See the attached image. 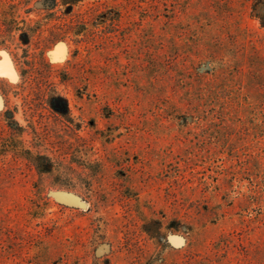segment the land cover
<instances>
[{
  "label": "rangeland",
  "instance_id": "1",
  "mask_svg": "<svg viewBox=\"0 0 264 264\" xmlns=\"http://www.w3.org/2000/svg\"><path fill=\"white\" fill-rule=\"evenodd\" d=\"M77 1L92 31L43 52L71 129L35 140L76 183L0 154V264H264V0ZM8 45L0 139L43 128Z\"/></svg>",
  "mask_w": 264,
  "mask_h": 264
},
{
  "label": "trees",
  "instance_id": "2",
  "mask_svg": "<svg viewBox=\"0 0 264 264\" xmlns=\"http://www.w3.org/2000/svg\"><path fill=\"white\" fill-rule=\"evenodd\" d=\"M31 1L9 0L4 3L0 12V45L6 49L10 48L8 44L13 45L14 43L15 48L21 47V56L12 52V50L10 53L19 63L20 59L21 64L25 66L19 69V74L23 79L26 76L29 78L32 75L30 74V72L32 73V69L38 75L35 76L37 80H33L35 84L31 88L33 97L30 102L31 107H29L33 113L38 112V122L42 124L43 128L41 131H38L32 124L23 126L17 121L8 125L5 135L0 139V154L6 155L7 153H12L14 156L22 159L30 170L33 169L37 175L34 187L39 192L45 188V180L52 187L69 190L76 183L70 172L71 168L62 161L49 157L46 152L50 150L47 147L35 143V140L39 142L45 140L44 136L50 133L48 132L50 125L55 130L57 127L56 131L60 133L71 129L70 122L60 113L66 111V108L56 105L55 102L49 105L46 104L47 95L52 90L50 89L51 83L48 82L47 77L52 74L53 68L45 60L43 52L50 46L65 41L69 34H73L75 38L79 37L80 39V37L84 36V33L88 34V31H92V14L88 9L87 19L85 17L86 13L82 12L79 8L77 0H42V7L35 8L30 12L27 5ZM23 4V7H26L25 15H21L20 13ZM31 14L33 16H29ZM102 25L103 22L102 24L97 23L94 27L97 28ZM23 44H26V47L22 48L21 45ZM30 49L37 50L38 52L34 51L31 53ZM29 57H33V59L29 61ZM33 60L35 62L38 60V62L34 63L32 62ZM35 77L33 78L35 79ZM1 92L5 95L2 90ZM6 101L5 98V103ZM43 118L46 121L42 122ZM25 133L31 135V141H34L32 144H27L24 136ZM73 135L74 140L77 141L79 139L77 133L74 132ZM84 167L87 168V166Z\"/></svg>",
  "mask_w": 264,
  "mask_h": 264
},
{
  "label": "bare ground",
  "instance_id": "3",
  "mask_svg": "<svg viewBox=\"0 0 264 264\" xmlns=\"http://www.w3.org/2000/svg\"><path fill=\"white\" fill-rule=\"evenodd\" d=\"M57 46H58V45H56V48H57ZM56 52H57V50H56ZM1 63H2V62H1ZM2 64H3V63H2ZM1 66H2V65H1ZM2 69H4V68L2 67ZM7 69H8V67H7ZM0 70H1V69H0ZM4 73H5V71H4ZM4 73H3V74H4Z\"/></svg>",
  "mask_w": 264,
  "mask_h": 264
}]
</instances>
